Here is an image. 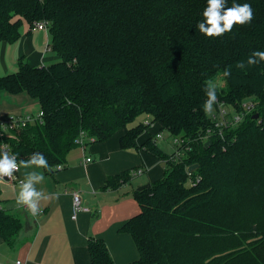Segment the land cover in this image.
<instances>
[{
	"label": "trees",
	"instance_id": "obj_1",
	"mask_svg": "<svg viewBox=\"0 0 264 264\" xmlns=\"http://www.w3.org/2000/svg\"><path fill=\"white\" fill-rule=\"evenodd\" d=\"M236 2L252 6L251 23L209 38L196 27L207 0H0V44L16 42L25 20L45 22L59 56L49 64L21 59L0 76V91H27L43 111L0 130V145L18 160L42 153L54 173L80 136L87 145L124 129L123 148L166 162L162 177L134 191L141 209L120 230L133 236L139 258L127 264H264V61L237 67L264 51V0ZM209 80L218 102L205 114ZM249 99L256 105L238 123L216 125L219 103L240 110ZM143 113L148 123L129 125ZM164 131L186 139L179 155L159 144ZM137 168L109 176L105 187L129 182ZM21 227L0 207L5 241ZM88 247L90 264H116L103 238L91 237Z\"/></svg>",
	"mask_w": 264,
	"mask_h": 264
},
{
	"label": "crops",
	"instance_id": "obj_2",
	"mask_svg": "<svg viewBox=\"0 0 264 264\" xmlns=\"http://www.w3.org/2000/svg\"><path fill=\"white\" fill-rule=\"evenodd\" d=\"M21 30L16 42L0 44V76L16 71L21 59L31 64H49L59 58L50 48L48 30L38 29L36 24L28 22H23ZM41 110L40 99L27 91H0V120L10 115H38ZM156 129L159 125L153 124L151 130ZM123 133L121 129L110 138L89 143L85 148L79 144L68 153L66 164L54 173L35 169L45 176L37 187L46 193L59 194L56 199L40 202L43 210L40 216L33 217L26 208L16 204L19 182L4 178L0 181V207L22 221L12 244L0 234V264H15L17 259L26 264H90L88 241L91 237L106 241L116 264H127L139 258L133 236L120 228L141 209L134 191L162 177L166 162L144 148H123L120 142ZM147 137L148 132L142 133L139 143H144ZM87 157L92 160L87 161ZM134 167H142L144 172L119 187H105L109 176ZM31 170L21 168L17 175L24 178L25 171ZM76 189L81 191L84 203L91 209L79 212L73 219V191Z\"/></svg>",
	"mask_w": 264,
	"mask_h": 264
},
{
	"label": "clouds",
	"instance_id": "obj_3",
	"mask_svg": "<svg viewBox=\"0 0 264 264\" xmlns=\"http://www.w3.org/2000/svg\"><path fill=\"white\" fill-rule=\"evenodd\" d=\"M228 0H207L202 15L204 19L196 27L200 33L212 38L224 35L232 31L235 25H244L251 23L254 18L252 6L248 3H237L233 0L231 7H226ZM264 61V51H254L246 61L237 63L241 70L254 66ZM225 77L231 75L230 69L223 72ZM206 100L203 104L205 114H211L214 111L213 105L218 102L217 86L209 80L205 85ZM21 168L25 170L24 178L19 183V191L16 196V204L24 207L33 216H38L42 209L41 201H51L58 198V193H46L42 188H38L44 182L45 176L42 171L35 169L50 170L47 158L42 153H33L27 160H18L15 153H11L8 145H0V179L5 177L12 179L14 173Z\"/></svg>",
	"mask_w": 264,
	"mask_h": 264
},
{
	"label": "built area",
	"instance_id": "obj_4",
	"mask_svg": "<svg viewBox=\"0 0 264 264\" xmlns=\"http://www.w3.org/2000/svg\"><path fill=\"white\" fill-rule=\"evenodd\" d=\"M36 27L38 29H46L47 24L45 22H37ZM255 105H256V100H250L249 99V100L245 101L244 103H242L241 109L238 110L237 108H230L224 102L219 103L217 114L214 115L215 120L217 122L216 125L227 126L230 124L234 125V124L238 123L244 117V115L246 113L251 112L254 109ZM42 114H43V111L41 110L38 115L42 116ZM32 119H33V116L31 114L7 116V117L3 118L2 120H0V130L7 131L11 128L18 127L20 124L24 125L26 123V121L32 120ZM145 122L148 123L149 121L146 120ZM157 138H159V139L163 138L162 132L157 134ZM79 142L85 148L86 144H85L83 136H80ZM173 142L177 146L174 152L176 155H179L180 150H181L180 147L184 143H186V139L183 138L182 136H175V137H173ZM2 145H5V144H2ZM91 160H92L91 157H87V161H91ZM17 172L14 173V178L9 179V178L5 177L4 179H7V180L13 181V182L17 181L20 183V181L23 178H20L17 175ZM143 172H144V168H142V167H139V168L133 170L134 175L142 174ZM90 209L91 208L84 203L81 191L78 189L74 190L73 191V211H72L71 217L73 219H76L79 212L87 211ZM42 213H43V210L41 211V213L38 216H40ZM15 264H26V261H24L22 259H17L15 261Z\"/></svg>",
	"mask_w": 264,
	"mask_h": 264
},
{
	"label": "rangeland",
	"instance_id": "obj_5",
	"mask_svg": "<svg viewBox=\"0 0 264 264\" xmlns=\"http://www.w3.org/2000/svg\"><path fill=\"white\" fill-rule=\"evenodd\" d=\"M25 24H27V21H24ZM22 31V30H21ZM51 38V35H50ZM219 82V80H218ZM221 84H222V80H220ZM214 108V107H213ZM214 111H216V108H214ZM148 119V115L146 113H143L141 115H139V117L136 118V120H134L131 124L129 125H135L139 122H145ZM163 138L158 139L159 144L167 151L173 152V150H175V143L173 142V137L171 136V134L168 131H164L162 132ZM2 179H0L1 181Z\"/></svg>",
	"mask_w": 264,
	"mask_h": 264
},
{
	"label": "water",
	"instance_id": "obj_6",
	"mask_svg": "<svg viewBox=\"0 0 264 264\" xmlns=\"http://www.w3.org/2000/svg\"><path fill=\"white\" fill-rule=\"evenodd\" d=\"M254 117H255V118H258V117H259V114L256 113V114L254 115ZM211 144H212V140L210 139V140H208V141L206 142L205 145H206V147H209ZM198 167H199V164H198V163H195V164L190 165V166H189V172L194 171V170L197 169ZM150 186H151V182H147L146 184H143V185L139 186L138 189H139V190H143V189H145V188H149Z\"/></svg>",
	"mask_w": 264,
	"mask_h": 264
}]
</instances>
